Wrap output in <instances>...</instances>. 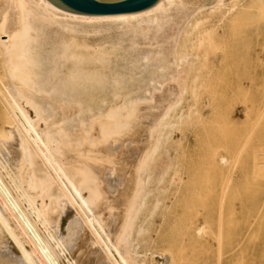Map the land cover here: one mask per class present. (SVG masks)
Returning a JSON list of instances; mask_svg holds the SVG:
<instances>
[{"label": "bare ground", "instance_id": "1", "mask_svg": "<svg viewBox=\"0 0 264 264\" xmlns=\"http://www.w3.org/2000/svg\"><path fill=\"white\" fill-rule=\"evenodd\" d=\"M246 52L264 56V0H160L111 15L76 14L50 0H0V264H81L88 241L102 251V264H171L170 249L158 248L164 240L153 234L157 219L159 229L184 228L195 254L207 247L210 234L197 233L196 197H169L176 192L163 188L165 129L129 131L134 103L117 67L136 66L133 74L151 86L167 78L239 84ZM261 155L264 162V135ZM117 165L123 170L113 177ZM35 196L58 215L50 218L47 204L40 210ZM261 210L264 221V199ZM229 214L227 256L218 259L219 250L218 264H264V237L237 243L234 201ZM67 235L78 239L73 255ZM194 256L188 264H211Z\"/></svg>", "mask_w": 264, "mask_h": 264}, {"label": "rangeland", "instance_id": "2", "mask_svg": "<svg viewBox=\"0 0 264 264\" xmlns=\"http://www.w3.org/2000/svg\"><path fill=\"white\" fill-rule=\"evenodd\" d=\"M243 57L247 66L243 80L239 84L213 83L190 86V84H174L167 78L151 86L145 85L142 77L138 76L139 73L133 74L136 66L123 64L117 67L118 73L124 79H121V85H127L134 103L130 109L129 122L132 121L130 124L132 126L129 131L139 133L141 129H145L150 135L153 132H159L161 128L165 129L164 140L168 144L165 145L164 152L159 157L165 182L163 188L176 192L167 195L169 197L194 195L197 202L195 212L203 227V231L199 228L197 233L199 236L206 232L210 234L207 247L197 246L195 254L192 244L186 238L184 228L161 225L159 229L160 219H157L155 224L157 233L153 234L157 239L161 237L164 240L160 242L158 248L170 249L171 264H188V260L193 257V252L196 255L194 258L199 261L208 259L211 264H218V259L225 260L226 247L229 243V209L232 201L236 206V242H243L250 246L264 237V221H261L264 191L261 192L259 188L263 174L261 166L264 164L261 155L264 135V56L258 58L253 52H246ZM155 73L159 76V73ZM229 75H232V72ZM180 100H182L181 105L176 106ZM171 112L173 116L170 115ZM181 112L183 116L178 117L182 114ZM178 118L183 119L180 121ZM175 120L179 122V125L175 129L167 128V125L174 123ZM161 122H164L163 125H160ZM152 141L147 143V148L151 147ZM141 144L135 147L140 148ZM217 149L219 151L216 153ZM240 150L241 153L238 154ZM222 157L228 158L229 161L221 162ZM73 159H78V155L73 156ZM129 166L130 164L127 168ZM122 170L123 167L117 165L113 177ZM14 172H16L15 169ZM13 185L18 186L17 183ZM35 197L38 199L37 204L40 210L46 204L48 208L51 207L46 199L42 205V199ZM221 200L222 202L225 200L224 205ZM53 207L52 205L49 208L51 210H47L51 212H48L50 218L54 219L58 214ZM205 215H212L208 223L202 220ZM34 217L37 221L38 217ZM53 219H50L51 224L55 223ZM38 220L39 229L45 232L46 227L43 229L44 225L42 226L41 220ZM219 221H222L221 226ZM242 223L246 224V231L243 233L240 227ZM207 224L210 226H206ZM59 225L62 227L63 224ZM51 226L53 227L54 224ZM210 227L211 230H208ZM219 227H222L220 231ZM48 228L50 229V226ZM50 230L52 231L53 228ZM68 235L70 242H67V238L66 242L72 245V250L71 247L69 249V246H66L73 255L80 249L73 244L78 239ZM215 235L219 237L218 243ZM96 248L88 241L81 250L80 263L102 264L100 259L102 251L96 254L95 251L98 249ZM218 254L222 257L218 258ZM66 264H68L67 261Z\"/></svg>", "mask_w": 264, "mask_h": 264}, {"label": "water", "instance_id": "3", "mask_svg": "<svg viewBox=\"0 0 264 264\" xmlns=\"http://www.w3.org/2000/svg\"><path fill=\"white\" fill-rule=\"evenodd\" d=\"M57 7L76 14L111 15L149 9L160 0H50Z\"/></svg>", "mask_w": 264, "mask_h": 264}]
</instances>
